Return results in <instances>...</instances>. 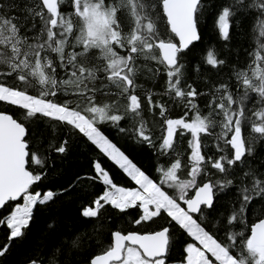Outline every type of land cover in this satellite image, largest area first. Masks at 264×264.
I'll return each mask as SVG.
<instances>
[{
  "label": "snow or ice",
  "instance_id": "6c2138e0",
  "mask_svg": "<svg viewBox=\"0 0 264 264\" xmlns=\"http://www.w3.org/2000/svg\"><path fill=\"white\" fill-rule=\"evenodd\" d=\"M214 4L215 0H0V102L20 110L15 116L0 111V209L23 198L22 205L0 218V225L10 230L0 257L13 240L25 238L34 209L60 195L47 191L41 196L30 189L46 177L51 153H66L68 139L57 146L54 138L63 124L70 126V133L86 137L138 186H117L95 163L106 190L93 201L95 208L83 209V217L97 218L103 201L122 213L142 210L136 225L163 219V214L170 218L148 234L112 232L102 254L90 264H166L173 248L168 226L172 222L195 241L186 245L180 264H264V170L252 163L257 146L264 142V0H223L216 6L214 26L220 38L230 41V28L242 30L243 20L250 18L253 47L245 49L250 59L243 67L218 59L214 48L207 51L206 64L230 67L234 84L213 85L205 113L196 101L207 93L187 82L181 53L201 39L198 25ZM195 71L199 74V66ZM160 75L166 77L160 95L182 103L188 110L184 117L166 118L168 106L153 99ZM141 91L150 108L165 117L166 135L159 137L158 146L142 110ZM125 120L126 126L121 124ZM101 124L132 134L138 143L169 158L167 167L158 168V182L102 133ZM49 130L47 147L41 149ZM186 134L191 152L185 160L179 145ZM202 135L215 138L219 155H208ZM192 190L194 195H189ZM230 190L228 211L218 210L217 197ZM250 213H260L258 222H249ZM64 242L69 245L66 258L82 243L80 234ZM28 264L46 261L37 256ZM50 264H60L55 252Z\"/></svg>",
  "mask_w": 264,
  "mask_h": 264
},
{
  "label": "trees",
  "instance_id": "16d2710c",
  "mask_svg": "<svg viewBox=\"0 0 264 264\" xmlns=\"http://www.w3.org/2000/svg\"><path fill=\"white\" fill-rule=\"evenodd\" d=\"M223 0H215L213 10L206 14V18L198 25V33L200 40L193 42L189 49L181 53L185 57L186 62V80L192 84L198 92H205L207 95L197 97V104L200 109L207 113L209 109L206 107L208 101L212 99V86L222 83L234 84V79H230L231 68L221 66L214 69L207 65L205 56L210 48H214L218 53V59H226L228 65L237 64L243 67L249 61V56L245 49L251 50L253 47L252 36L249 32L251 19L245 18L240 25V29L230 28V41H224L219 36L218 28L214 26L217 16L216 6L222 4ZM227 45V47H225ZM199 66L200 72L197 74L196 67ZM155 67V65H153ZM164 75H160L154 84L153 91L157 93L154 100L165 103L169 111L165 114L166 118H182L188 111L182 103L173 102L168 96L160 95L165 89ZM143 82V80L141 81ZM147 87V85H146ZM235 90L234 88L232 89ZM146 122L157 146L162 142L159 137L166 135L164 131L166 124L165 117L159 115V109L150 108L147 101V95L139 92ZM219 95L218 93L216 94ZM219 102V101H217ZM213 107H215L213 105ZM0 111L6 114L16 115L20 111L16 106L7 105L0 102ZM218 111V110H217ZM189 113L188 119L192 118ZM52 123H59L53 121ZM122 125H127L128 121H121ZM41 127H43L41 125ZM61 124L56 130L54 137L59 143L67 138L69 143L67 151L64 154L51 153V162L47 164L46 177L37 184L33 185L30 192L39 191L42 194L47 191L60 193L54 197V200L46 206H37L34 209V217L30 222L29 228L26 230L27 235L22 240L16 239L11 242V247L5 256L0 257V264H28V262L37 256L50 264L51 254L55 252L57 260L60 264H90V260L96 254L103 252L106 242L109 241L111 233L119 230L122 233L133 232H152L157 230L161 225H165L170 218L163 214L164 218H157L155 222L149 221L136 225L134 221L141 216L139 208L127 209L120 212L118 209L111 208L105 204L99 212L97 218H85L82 216L84 208L93 206V201L98 198L106 186L101 182L93 168L94 163H100L101 167L109 173V178L117 186L127 189L136 187L135 182L131 180L127 174L119 168L112 160L104 155L95 145L87 140L82 134L70 133L68 128ZM102 133L115 144L137 167L145 172L150 178L158 182L160 172L158 168L163 165H169V158L159 154L157 149L149 147L146 143H138L132 134H124L118 132L109 124H101ZM219 132L220 129H215ZM51 130L44 135V142L40 148H46L48 137L51 136ZM190 134H186L181 138L180 151L187 159L191 149L188 147ZM202 142L207 144L208 155L214 157L219 155L215 149V138L212 136L202 135ZM174 158V157H173ZM264 142L257 146V151L252 159L254 165H258L264 170ZM33 170L42 171L32 166ZM210 171L215 172L214 169ZM89 177L93 179H88ZM214 179L215 177H210ZM164 190L171 195H175L172 189L164 186ZM189 192V195H191ZM233 195L230 190L227 193L220 194L217 197L218 210L229 209L230 197ZM18 201H10L3 209H0V218L6 216L12 206ZM196 214H194L195 217ZM260 213H250L249 222L257 220ZM99 222L102 227L99 229L94 226ZM51 226V227H50ZM172 233V251L166 261V264H180L181 259L185 256L184 247L188 243H194L191 237L184 230L172 222L170 225ZM210 231L211 229H206ZM76 234H80L81 247L78 251L70 252L68 257L64 256V252L69 248L65 240H71ZM9 229L6 224L0 225V248L8 244ZM224 233L221 230L219 238H223ZM58 249V251H56Z\"/></svg>",
  "mask_w": 264,
  "mask_h": 264
},
{
  "label": "rangeland",
  "instance_id": "374dc122",
  "mask_svg": "<svg viewBox=\"0 0 264 264\" xmlns=\"http://www.w3.org/2000/svg\"><path fill=\"white\" fill-rule=\"evenodd\" d=\"M117 166H118V165H117ZM93 168H94V171H95V173H96V170H95V163L93 164ZM96 175H97V173H96ZM98 179H99L101 182H103L102 179H100V178H98ZM136 187H138V186L136 185ZM136 187H134V188H136ZM134 188H130V189H134ZM105 190H106V188L104 189V191H105ZM104 191H103V192H104ZM103 192H102V194H103ZM102 194H101V195H102ZM41 196H43V194H42ZM22 203H23V198L21 197L20 201L12 206L10 212H9L7 215H9V214L11 213V211L14 210V206H15V205H17V204H21V205H22ZM92 207L95 208V204H94V203H93V206H92ZM7 215H6V216H7ZM141 216H142V210H141ZM4 217H5V216H4ZM9 233H10V230H9ZM194 243H195V241H194ZM185 248H186V246L184 247V250H185ZM185 254H186V253H185Z\"/></svg>",
  "mask_w": 264,
  "mask_h": 264
},
{
  "label": "water",
  "instance_id": "95a60500",
  "mask_svg": "<svg viewBox=\"0 0 264 264\" xmlns=\"http://www.w3.org/2000/svg\"><path fill=\"white\" fill-rule=\"evenodd\" d=\"M175 42L178 43V39H177ZM191 195H194V190H192ZM182 206H183V205H182ZM257 222H258V219H257ZM152 232H154V231H152ZM129 233H138V232L129 231V232L122 233V234H129ZM148 233H151V232H142V233H138V234H148ZM99 254H102V252L99 253ZM96 255H97V254H96ZM92 258H94V256H93ZM92 258H91V259H92ZM89 263H90V262H89Z\"/></svg>",
  "mask_w": 264,
  "mask_h": 264
}]
</instances>
